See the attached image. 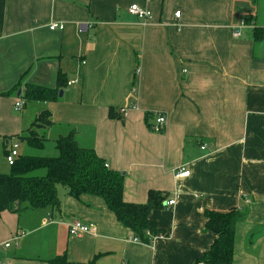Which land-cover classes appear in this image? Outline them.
I'll use <instances>...</instances> for the list:
<instances>
[{
	"label": "crops",
	"instance_id": "obj_1",
	"mask_svg": "<svg viewBox=\"0 0 264 264\" xmlns=\"http://www.w3.org/2000/svg\"><path fill=\"white\" fill-rule=\"evenodd\" d=\"M132 5L152 19L130 15ZM242 22L255 27L236 38ZM256 29L264 33V0H0V174L7 144L49 110L41 153L53 156L36 157H57L55 142L73 135L124 175L127 202L146 204L152 190L167 196L151 214L166 237L142 244L103 199L78 201L58 186V208L0 213V264L62 255L196 264L216 238L205 212L230 210L243 215L233 264H264V40ZM59 74L66 84L56 100L15 110L29 85L58 89ZM155 113L168 120L161 133L152 130ZM186 166L191 175L175 178ZM74 221L94 233L70 236Z\"/></svg>",
	"mask_w": 264,
	"mask_h": 264
},
{
	"label": "trees",
	"instance_id": "obj_2",
	"mask_svg": "<svg viewBox=\"0 0 264 264\" xmlns=\"http://www.w3.org/2000/svg\"><path fill=\"white\" fill-rule=\"evenodd\" d=\"M263 36V31L255 30L256 40H264ZM65 84L64 75L59 74L58 89L29 85L21 98L25 105L54 101ZM17 89L18 87L14 90ZM52 125V113L49 110L42 111L33 124L17 137L20 145L29 149L44 150L49 140L43 132ZM55 145L57 157L20 154L10 167V173L0 174V213L9 211L19 214L27 209L58 208L61 205L58 186H63L68 189L69 195L78 201H81L83 196L103 199L119 223L130 230L137 242L150 244L154 238L166 237L167 234L163 233L151 218L153 211L166 207L167 196L164 193L152 190L146 204L129 203L124 197V175L110 169L95 150L79 146L73 135L59 138ZM205 217L206 228L216 238L210 250L201 256L196 264H233L236 228L243 220V215L238 210L224 213L206 211ZM49 262L100 264L98 256L88 263H71L66 255L58 256Z\"/></svg>",
	"mask_w": 264,
	"mask_h": 264
},
{
	"label": "built area",
	"instance_id": "obj_3",
	"mask_svg": "<svg viewBox=\"0 0 264 264\" xmlns=\"http://www.w3.org/2000/svg\"><path fill=\"white\" fill-rule=\"evenodd\" d=\"M128 13L130 15H133L135 17H138L139 19L143 20L144 22H147L149 20L152 19V13L145 9L140 7L139 5H132L129 9H128ZM181 13L177 12L175 14L176 18H180ZM179 26V25H178ZM250 27H255V25H251L248 24L246 22H242L241 25L239 26V28L237 30H235L234 32V37L239 38L241 36V30L246 29V28H250ZM65 26L64 24H57V23H53L50 27V29L52 31H58V30H64ZM74 82H70V84H73ZM25 105L24 100H19L16 104H15V110L20 112L23 107ZM122 112H126V109H123ZM155 119H156V124L153 126V131L154 132H162L165 127L168 124V120L166 118V116L162 113H155ZM20 143L18 141V139H14L11 143L7 144V152L8 155L6 157L7 159V163L9 166L14 165L15 161L17 160V158L20 156ZM206 147L203 146L202 150H205ZM190 171L188 169V167H183L180 170L177 171L175 178L179 179L181 177H189L190 176ZM176 204V201H169L168 202V206L172 207ZM68 230H69V234L71 236H79L81 234H90V233H94L95 228L92 225H86L84 223H82L81 221H74L71 222L70 224H68ZM163 238V237H160ZM6 247H10V244L7 243L5 245ZM202 264V263H199Z\"/></svg>",
	"mask_w": 264,
	"mask_h": 264
},
{
	"label": "rangeland",
	"instance_id": "obj_4",
	"mask_svg": "<svg viewBox=\"0 0 264 264\" xmlns=\"http://www.w3.org/2000/svg\"><path fill=\"white\" fill-rule=\"evenodd\" d=\"M20 100H22V99H20ZM25 150H27V148L25 146H22L21 149H20V152L22 154H24V155H27L28 151L27 152H24ZM30 153L31 154H34V156H42V155L53 156V155H50V153H44V152L41 153V151L34 150V149H30ZM3 173H6V174H9L10 173V168H9V166L7 164L5 165V170L3 171Z\"/></svg>",
	"mask_w": 264,
	"mask_h": 264
},
{
	"label": "bare ground",
	"instance_id": "obj_5",
	"mask_svg": "<svg viewBox=\"0 0 264 264\" xmlns=\"http://www.w3.org/2000/svg\"><path fill=\"white\" fill-rule=\"evenodd\" d=\"M22 100H23V99H22ZM23 108H24V107H23ZM21 111H22V110H21ZM21 111H20V112H21ZM154 116H155V115H154ZM152 128H153V127H152ZM152 130H153V129H152ZM156 133H157V132H156ZM159 133H161V132H159ZM20 149H21V147H20ZM20 154H21V152H20ZM7 155H8V152H7ZM6 157H7V156H6ZM6 161H7V159H6ZM7 164H8V163H7ZM10 167H11V166H10ZM181 168H183V167H181ZM181 168H180V169H181ZM180 169H178V170H180ZM178 170H177V171H178ZM177 171H176V173H177ZM176 173H175V175H176ZM190 175H191V174H190ZM181 178H186V177H181ZM167 206H168V203H167ZM70 236H71V235H70ZM7 248H8V247H7Z\"/></svg>",
	"mask_w": 264,
	"mask_h": 264
},
{
	"label": "water",
	"instance_id": "obj_6",
	"mask_svg": "<svg viewBox=\"0 0 264 264\" xmlns=\"http://www.w3.org/2000/svg\"><path fill=\"white\" fill-rule=\"evenodd\" d=\"M62 94H63V93L61 92V93H60V96H62ZM19 96H20V93H19Z\"/></svg>",
	"mask_w": 264,
	"mask_h": 264
}]
</instances>
